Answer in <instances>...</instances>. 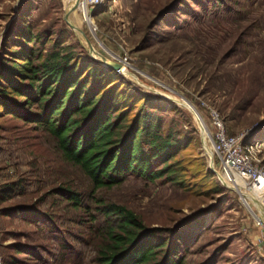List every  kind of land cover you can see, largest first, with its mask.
Returning a JSON list of instances; mask_svg holds the SVG:
<instances>
[{"label": "rangeland", "instance_id": "rangeland-1", "mask_svg": "<svg viewBox=\"0 0 264 264\" xmlns=\"http://www.w3.org/2000/svg\"><path fill=\"white\" fill-rule=\"evenodd\" d=\"M169 1L104 0L95 8L86 6L92 17L88 23L84 12H69V0H0V52L17 13L29 9L25 17L35 29L63 26L71 32L68 43H78L93 59L99 55L119 64L120 70H112L129 82L130 92L147 94L161 105L169 101L161 113L163 132L171 128L180 133L183 147L172 160L184 165L185 185L129 175L94 195L132 209L162 237L173 228L180 236L181 264H264V225L257 224L251 211L259 213V206L264 212V204L243 191L251 195L250 209L245 196L219 177L203 105H214L233 135L263 123L246 143L264 138V0H188L187 13L175 26L162 29L166 37L143 46L149 22ZM181 100L195 109L203 129ZM244 101L250 103L242 110L238 106ZM256 159L264 167V147ZM19 179L25 180L24 192L0 202L1 264L6 254L17 258L16 264H40L27 253L8 252L5 247L13 242L45 250L46 264H96L101 237L91 234L87 223L80 224L86 218L83 211L52 195L38 201L59 182L68 180L84 194L92 183L63 163L40 130L6 117L0 119V185ZM33 203L53 212L60 229L45 225L36 230L21 220L18 210L3 214Z\"/></svg>", "mask_w": 264, "mask_h": 264}, {"label": "trees", "instance_id": "trees-1", "mask_svg": "<svg viewBox=\"0 0 264 264\" xmlns=\"http://www.w3.org/2000/svg\"><path fill=\"white\" fill-rule=\"evenodd\" d=\"M188 5V0H170L158 9L148 24L143 46L165 38L162 29L175 26ZM28 11L17 13L2 40L0 119L13 118L33 131L40 130L63 163L77 168L92 183L84 194L68 180L59 182L38 201L52 195L83 211L86 218L80 224L87 223V230L101 237L96 264H181L180 236L173 228L162 237L132 209L94 195L96 189L111 187L129 175L185 185L184 165L172 160L183 147L180 133L171 128L163 132L161 113L169 101L161 105L147 94L130 92L128 81L93 59L78 43L67 42L71 32L63 26L37 30L25 17ZM248 103L238 107L246 109ZM24 183L19 179L0 185V202L22 194ZM16 210L36 230L45 225L60 229L55 214L37 203L7 208L3 214ZM5 249L27 253L46 264L45 250L16 242ZM17 260L6 254L3 264H16Z\"/></svg>", "mask_w": 264, "mask_h": 264}, {"label": "built area", "instance_id": "built-area-1", "mask_svg": "<svg viewBox=\"0 0 264 264\" xmlns=\"http://www.w3.org/2000/svg\"><path fill=\"white\" fill-rule=\"evenodd\" d=\"M85 6L95 8L102 4L104 0H84ZM88 11L86 10V14ZM208 111L210 128L207 135L210 138L213 153L218 163V173L221 179L229 186L236 188L239 192H253L258 197L264 196V167L257 162L256 153L264 147V138L252 143L245 142L246 137L250 136L258 129L255 125L238 135H229L226 129L224 118L214 105L203 102ZM254 129V130H253ZM237 179L245 184L237 183ZM242 194V193H241ZM249 206L248 200L243 197ZM250 208V206H249ZM251 209V208H250ZM258 225H264L258 212L251 209ZM1 264V256H0Z\"/></svg>", "mask_w": 264, "mask_h": 264}, {"label": "bare ground", "instance_id": "bare-ground-1", "mask_svg": "<svg viewBox=\"0 0 264 264\" xmlns=\"http://www.w3.org/2000/svg\"><path fill=\"white\" fill-rule=\"evenodd\" d=\"M69 4H70V6H69V8H68V10H69V12L70 13H72V15H73V13L74 14H76V10L78 9L79 11H81V12H84L85 14H86V6H85V2H84V0H69ZM84 14V19L88 22V23H92V17L91 16H89V15H85ZM92 25V24H91ZM80 36V35H79ZM98 56V59H100L101 61H103V62H109V61H106L105 60V58H103V57H101V56H99V55H97ZM120 70V69H119ZM181 103L184 105V106H186V107H188L191 111H194V109H193V107L187 102V101H185V100H181ZM194 116H195V114H194ZM197 118V122H198V124L201 126V128L203 127L202 126V123H201V121H200V119H199V117H196ZM203 129V128H202ZM211 147V146H210ZM212 151H213V147H212ZM237 183H239V184H242V185H244L245 183L242 181V180H240V179H237V181H236ZM245 197H247V200L249 201V203H250V194H248V193H245V192H241ZM257 198L261 201V202H263V204H264V196H260V197H258L257 196ZM257 208H258V210H259V213H260V216H261V218H262V221H263V224H264V212L262 211V209L259 207V206H256Z\"/></svg>", "mask_w": 264, "mask_h": 264}, {"label": "water", "instance_id": "water-1", "mask_svg": "<svg viewBox=\"0 0 264 264\" xmlns=\"http://www.w3.org/2000/svg\"><path fill=\"white\" fill-rule=\"evenodd\" d=\"M90 50H92V47L90 46ZM95 60H97L99 63H101L102 65H104V66H106V67H108V68H111V69H115V70H119L120 69V65L119 64H117V63H115V62H103V61H101L100 59H97V58H95ZM194 109V108H193ZM193 112V114H195V116L196 117H199L198 116V114H197V112L195 111V109H194V111H192ZM199 119H200V117H199ZM200 121H201V119H200ZM201 123H202V128H204V125H203V122L201 121ZM263 125V123H261V124H258L256 127L257 128H255L254 127V129H259L261 126ZM253 129V130H254ZM218 175H219V173H218ZM219 177H220V175H219ZM221 178V177H220ZM222 180V179H221ZM223 181V180H222ZM224 182V181H223ZM225 183V182H224ZM227 185V184H226ZM229 186V185H228ZM232 188V187H231ZM235 191H238V190H236V189H234ZM239 192V191H238Z\"/></svg>", "mask_w": 264, "mask_h": 264}]
</instances>
